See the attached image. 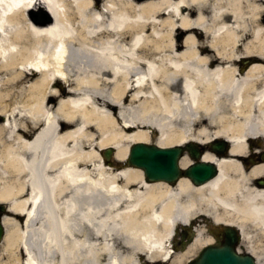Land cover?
Returning <instances> with one entry per match:
<instances>
[{
	"label": "bare ground",
	"instance_id": "bare-ground-1",
	"mask_svg": "<svg viewBox=\"0 0 264 264\" xmlns=\"http://www.w3.org/2000/svg\"><path fill=\"white\" fill-rule=\"evenodd\" d=\"M38 6L52 18L30 17ZM0 110V198L24 216H4L0 264H40L29 226L57 205L68 264H184L212 238L197 225L175 253L171 229L200 215L238 227L264 264V188L239 162L206 152L215 178L170 185L98 152L221 136L237 154L264 140V0H0Z\"/></svg>",
	"mask_w": 264,
	"mask_h": 264
},
{
	"label": "water",
	"instance_id": "water-1",
	"mask_svg": "<svg viewBox=\"0 0 264 264\" xmlns=\"http://www.w3.org/2000/svg\"><path fill=\"white\" fill-rule=\"evenodd\" d=\"M46 20L51 18L47 12L41 13ZM191 145V144H188ZM224 143L215 144L214 148H222ZM112 149L108 148L104 156L109 158ZM182 152L181 146L159 147L154 144L143 142L134 143L130 147L127 163L143 169L146 181L166 180L174 182L179 175L180 169L178 158ZM199 154H195L198 157ZM216 167L208 161H197L185 170L193 183H203L207 179L216 175ZM1 231V226H0ZM229 243L216 246L209 244L201 249L198 256L189 261L188 264H255L254 258L249 254L238 255L235 253L232 244L235 240V231L229 227ZM234 239V240H233Z\"/></svg>",
	"mask_w": 264,
	"mask_h": 264
},
{
	"label": "rangeland",
	"instance_id": "rangeland-1",
	"mask_svg": "<svg viewBox=\"0 0 264 264\" xmlns=\"http://www.w3.org/2000/svg\"><path fill=\"white\" fill-rule=\"evenodd\" d=\"M38 8H40V7H36L35 10H34V16L35 17L36 16L37 17L41 16V11ZM178 37L182 38L181 35L178 36ZM239 63H240L241 66L244 67V65H245L244 62L243 63L239 62ZM209 131L212 132L213 129L211 128V129H209ZM105 147H107V146H105ZM98 152H99V157L101 158V150H99ZM113 155L114 154H112V156H111L112 157L111 160H112V162L114 164V163H116V161L114 160ZM98 161H97V158H96V160H95L96 165L99 164ZM118 169L119 168L110 167V170H113V171H116ZM46 210H45L44 206H40V208L38 209V212L36 213V217H34V219H32V222H31L30 233H32V236L34 238V242H33L34 245L33 246L35 247L34 250L36 249V253H37L36 257H37V259L42 260V261L44 259L46 264H60V263L62 264V262H63V264H65V263L68 262L67 250L69 248L68 247L69 245H68V242H67V239H66L67 238V234H66V230H65L66 228H65L64 224H62V220L60 219V217L63 216V213H61V210L58 207V205L54 206V207H51L50 210L47 207ZM10 215H13V214H10ZM51 215L53 217L57 216V218H59L60 223H61L60 225H58V227H56L55 235L53 234L54 233V231H53L54 227H52V224H50V216ZM13 216L15 217L17 215H13ZM177 224H179V223H177ZM114 226L115 225L113 223L106 225L105 226V231L108 234H111L112 232L114 234L115 233L114 232L115 231ZM45 230H49L50 231L49 232V236L54 237L53 238L54 241L49 243V240L44 235V231ZM6 235H7V232H6ZM6 235H5V238L8 239V235L7 236ZM204 236L205 237L207 236V234H205V232H204ZM57 238L59 239V241L56 240ZM253 239H255V238L253 237ZM169 241H172L171 238L169 239ZM103 242L107 245V247L110 250L112 249V244L113 243H112L111 239H109V240L104 239ZM56 244H58L59 246L56 245ZM39 245H41V246H39ZM175 247L177 248L176 249L177 250L176 253L184 251L183 249H181L179 247V244L175 245ZM200 247L201 246H198V249ZM252 247H254V246L252 245ZM17 251L21 253L19 247L17 248ZM258 256H259V261L263 262L264 258L260 257L261 256L260 254H258ZM156 262H160V261H156ZM165 263H163V264H165ZM156 264H162V262L156 263Z\"/></svg>",
	"mask_w": 264,
	"mask_h": 264
},
{
	"label": "flooded vegetation",
	"instance_id": "flooded-vegetation-1",
	"mask_svg": "<svg viewBox=\"0 0 264 264\" xmlns=\"http://www.w3.org/2000/svg\"><path fill=\"white\" fill-rule=\"evenodd\" d=\"M259 139L257 140H250V143L247 148V152L242 154H238L241 162L245 168V170L248 172L252 169H257L258 172L261 174L259 175V180L254 179L252 183L257 186H264V149L261 148L262 144L258 143ZM1 214V213H0ZM188 229H183L180 231L179 235L181 239H184L185 237L188 238L190 237V234ZM224 237V235L222 236ZM221 234H216V238L222 239ZM224 240V238H223Z\"/></svg>",
	"mask_w": 264,
	"mask_h": 264
}]
</instances>
